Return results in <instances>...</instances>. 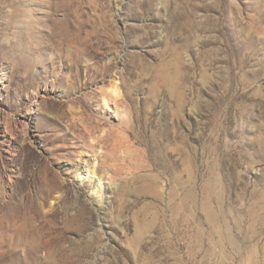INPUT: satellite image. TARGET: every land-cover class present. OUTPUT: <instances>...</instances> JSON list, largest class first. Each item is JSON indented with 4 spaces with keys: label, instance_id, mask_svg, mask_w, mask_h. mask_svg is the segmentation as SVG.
I'll return each instance as SVG.
<instances>
[{
    "label": "rangeland",
    "instance_id": "1",
    "mask_svg": "<svg viewBox=\"0 0 264 264\" xmlns=\"http://www.w3.org/2000/svg\"><path fill=\"white\" fill-rule=\"evenodd\" d=\"M0 264H264V0H0Z\"/></svg>",
    "mask_w": 264,
    "mask_h": 264
},
{
    "label": "bare ground",
    "instance_id": "2",
    "mask_svg": "<svg viewBox=\"0 0 264 264\" xmlns=\"http://www.w3.org/2000/svg\"><path fill=\"white\" fill-rule=\"evenodd\" d=\"M60 37V36H59ZM62 37V36H61ZM118 84L116 82H112L110 84L109 92L106 93L105 97L103 98L104 104L107 105L108 103V97L110 96H117L118 95Z\"/></svg>",
    "mask_w": 264,
    "mask_h": 264
}]
</instances>
